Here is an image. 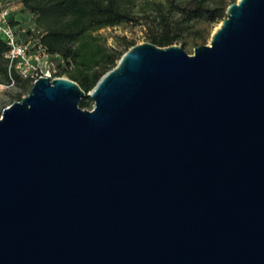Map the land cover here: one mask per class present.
I'll use <instances>...</instances> for the list:
<instances>
[{
    "label": "water",
    "instance_id": "95a60500",
    "mask_svg": "<svg viewBox=\"0 0 264 264\" xmlns=\"http://www.w3.org/2000/svg\"><path fill=\"white\" fill-rule=\"evenodd\" d=\"M226 15L4 107L0 264H264V0Z\"/></svg>",
    "mask_w": 264,
    "mask_h": 264
},
{
    "label": "trees",
    "instance_id": "16d2710c",
    "mask_svg": "<svg viewBox=\"0 0 264 264\" xmlns=\"http://www.w3.org/2000/svg\"><path fill=\"white\" fill-rule=\"evenodd\" d=\"M236 0H166L157 3L155 12L144 15L150 42L166 47L175 43L195 46L204 42L208 27L223 21L227 8ZM24 10L42 30L41 42L65 61L67 77L81 84L88 93L99 79L117 65V60L135 45L126 35L117 37L122 50L111 47L99 30L135 23L139 20L133 0H23ZM202 24V27H201ZM9 46L0 38V84L18 87L12 102L22 99L34 82L23 78L7 57ZM62 76V72L58 73ZM82 108L91 109L93 99L86 95ZM0 110V116H1Z\"/></svg>",
    "mask_w": 264,
    "mask_h": 264
},
{
    "label": "built area",
    "instance_id": "2783aa9c",
    "mask_svg": "<svg viewBox=\"0 0 264 264\" xmlns=\"http://www.w3.org/2000/svg\"><path fill=\"white\" fill-rule=\"evenodd\" d=\"M24 8L23 0H0V38L9 46L7 57L10 66L33 82L41 76L57 77V57L60 55L43 45L40 39L42 31H30L21 25L17 14Z\"/></svg>",
    "mask_w": 264,
    "mask_h": 264
},
{
    "label": "rangeland",
    "instance_id": "374dc122",
    "mask_svg": "<svg viewBox=\"0 0 264 264\" xmlns=\"http://www.w3.org/2000/svg\"><path fill=\"white\" fill-rule=\"evenodd\" d=\"M239 0H236L237 2ZM135 3V13H137L139 20L135 23H124L119 26H110L99 30L100 34H103L108 39V44L116 49L122 50V48L116 43L117 37H122V35H126L129 39L134 40L137 43L150 42V33L148 30V24L146 22V18L144 15H148L149 13L155 12V8L157 7V3L166 2V0H133ZM19 21H21V25L27 30L34 29L35 32L39 33L42 30L37 27L33 21V15L30 12L22 9L17 14ZM222 22V21H221ZM221 22L212 24V26L208 27V34L204 42L202 44H210L212 40V35L215 32V29L220 26ZM202 27V24H201ZM181 44V43H175ZM183 44V43H182ZM181 44V45H182ZM184 45V44H183ZM188 53L194 54L195 49L198 46H195L192 41H189L186 45H184ZM120 59L117 60V62ZM57 66L59 73L62 72V76H67L64 73L63 68L65 66V61L61 57H57ZM1 76V75H0ZM18 87L15 86H7L5 83L0 84V110L3 112L4 107L12 104V95L16 93ZM31 91V90H30ZM29 91V92H30ZM29 92L24 93L27 95ZM95 105V100L93 99V106ZM92 106V108H93ZM91 108V109H92ZM3 114V113H2ZM1 114V115H2Z\"/></svg>",
    "mask_w": 264,
    "mask_h": 264
}]
</instances>
